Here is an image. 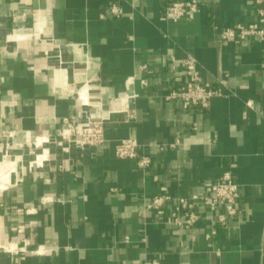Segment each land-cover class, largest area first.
Listing matches in <instances>:
<instances>
[{
	"label": "crops",
	"instance_id": "0c3cea01",
	"mask_svg": "<svg viewBox=\"0 0 264 264\" xmlns=\"http://www.w3.org/2000/svg\"><path fill=\"white\" fill-rule=\"evenodd\" d=\"M169 1L0 0V164L14 160L0 264H264V42L220 38L258 21L255 0H197L176 21ZM186 56L222 90L206 107L165 98ZM86 116L104 118L101 143L52 142ZM122 139L136 156L115 155ZM226 173L234 215L199 206L194 224L171 221L177 197Z\"/></svg>",
	"mask_w": 264,
	"mask_h": 264
},
{
	"label": "built area",
	"instance_id": "2783aa9c",
	"mask_svg": "<svg viewBox=\"0 0 264 264\" xmlns=\"http://www.w3.org/2000/svg\"><path fill=\"white\" fill-rule=\"evenodd\" d=\"M255 4L258 21L237 23L222 28L220 32L221 40L239 42L245 37L254 36L264 42V0H255ZM197 10V0H170L165 6L164 15L167 20L176 21ZM113 11L117 12L115 9ZM178 61L185 68L187 79L184 84L170 90L165 96L166 99H178L183 107L191 105L206 107L211 97L222 93L220 88H213L202 82L194 57L186 56ZM103 139L104 118L94 119L86 116L80 126H67L61 131L59 137L53 139L52 142L59 146L61 150L70 152L72 149L82 150L87 146L101 143ZM114 153L118 157H134L137 154L135 145L127 139L119 140L116 143ZM148 162L149 158L147 156H141L138 159L139 166H145ZM236 192V183L226 173L218 181L205 183L203 194L177 197L170 213V219L176 225H192L200 218L199 213L196 211L199 206L214 210L219 205L224 208L226 215L232 216L236 213L234 205ZM167 199H169L168 195H156L152 198L149 206L157 208L158 213H161L159 208ZM224 219L223 214L219 215L220 221L223 222Z\"/></svg>",
	"mask_w": 264,
	"mask_h": 264
},
{
	"label": "bare ground",
	"instance_id": "6f19581e",
	"mask_svg": "<svg viewBox=\"0 0 264 264\" xmlns=\"http://www.w3.org/2000/svg\"><path fill=\"white\" fill-rule=\"evenodd\" d=\"M41 158V155H38V160ZM14 160H5L0 164V188L5 186L9 181L10 171L13 169Z\"/></svg>",
	"mask_w": 264,
	"mask_h": 264
}]
</instances>
